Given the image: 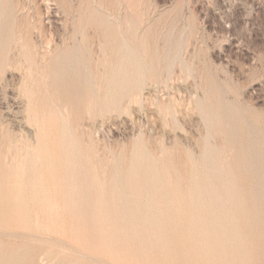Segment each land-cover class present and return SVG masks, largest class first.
I'll list each match as a JSON object with an SVG mask.
<instances>
[{"label":"rangeland","instance_id":"374dc122","mask_svg":"<svg viewBox=\"0 0 264 264\" xmlns=\"http://www.w3.org/2000/svg\"><path fill=\"white\" fill-rule=\"evenodd\" d=\"M38 148L57 193L17 171ZM0 239V264H264V0H0Z\"/></svg>","mask_w":264,"mask_h":264},{"label":"bare ground","instance_id":"6f19581e","mask_svg":"<svg viewBox=\"0 0 264 264\" xmlns=\"http://www.w3.org/2000/svg\"><path fill=\"white\" fill-rule=\"evenodd\" d=\"M64 62V61H63ZM61 72V71H60ZM128 73H129V71H128ZM84 77V76H83ZM129 81V80H128ZM87 83V82H86ZM26 88V87H25ZM27 89V88H26ZM59 95V94H58ZM57 97V96H56ZM61 97V96H60ZM58 99V98H57ZM35 100V99H34ZM37 100V99H36ZM60 102V101H59ZM63 104V103H62ZM64 105V104H63ZM66 107V106H65ZM65 109V108H64ZM46 110V109H45ZM61 110V109H60ZM40 112V111H39ZM65 113V112H64ZM71 114V113H70ZM63 115V114H62ZM89 115V114H88ZM39 116V115H38ZM64 116V115H63ZM68 116V115H67ZM66 116V117H67ZM73 119V118H72ZM69 120V119H68ZM41 123V122H40ZM63 123V122H62ZM80 141V140H79ZM24 142H25V140H24ZM34 142H35V140H34ZM80 144H82V143H80ZM26 145V144H25ZM17 148V147H16ZM32 148V147H31ZM27 150H28V148H27ZM13 151H14V149H13ZM16 151V150H15ZM34 151V150H33ZM19 152V151H18ZM17 153V152H16ZM20 153V152H19ZM18 153V156L20 155ZM27 153V152H26ZM25 153V154H26ZM13 154V153H12ZM28 155H26L27 157L26 158H24L23 160H21V158H20V156L18 157L17 156V154H16V156H17V161H18V159H20V161H18L19 163H18V168H17V171H18V169L19 170H23L26 166H29V167H33L34 169H35V172H34V176L31 178V181L30 182H32V185H38V187L40 188V192L38 191V194H41V193H43L44 191H47V190H50V191H52V192H54V193H57V191H59L60 189H61V177H60V173L59 172H57V171H55L54 169H53V167L50 165V156L43 150V149H41V148H38L37 150H35L33 153H30V155H32V157H30L29 156V153H27ZM15 155V154H14ZM15 156V157H16ZM67 157V156H66ZM130 158V157H129ZM225 158V157H224ZM9 159L11 160V158L9 157ZM16 160V159H15ZM7 161V160H6ZM16 162V161H15ZM8 163H9V161H8ZM8 166V165H7ZM86 166V165H85ZM146 166V165H145ZM11 167H12V165H11ZM62 167V166H61ZM197 168V167H196ZM30 169V168H29ZM87 169V168H86ZM66 170V169H65ZM159 170V169H158ZM13 171V170H12ZM76 171V170H75ZM118 171V170H117ZM85 172H86V170H85ZM90 172V171H89ZM19 173H20V171H19ZM28 173V172H27ZM66 173V172H65ZM65 175H67V174H65ZM87 177V176H86ZM126 177V176H125ZM120 179V178H119ZM20 180H21V178H20ZM127 180V179H126ZM17 181V180H16ZM19 181V180H18ZM66 182V181H65ZM80 182V181H79ZM189 183V182H188ZM71 185V184H70ZM14 186H16V185H14ZM67 186V185H66ZM78 186V185H77ZM89 186V185H88ZM90 187V186H89ZM63 188H64V186H63ZM226 188V187H225ZM32 189H33V187H32ZM6 190V189H5ZM16 190V189H15ZM65 190H67V191H65V192H68V189H65ZM122 190V189H121ZM84 191V190H83ZM125 191V190H124ZM24 192V191H23ZM27 192V191H26ZM31 192H33V191H31ZM64 192V191H63ZM70 192H73V190H71ZM21 193V192H20ZM59 193H61V192H59ZM171 193V192H170ZM6 194V193H5ZM25 194V193H24ZM47 194V193H46ZM51 194V193H50ZM79 194V193H78ZM149 194V193H148ZM29 195V194H28ZM48 195V194H47ZM56 195V194H55ZM77 195V194H76ZM23 196V195H22ZM67 196V195H66ZM70 196V195H69ZM72 196V195H71ZM70 196V197H71ZM244 196V195H243ZM27 197V196H26ZM29 197V196H28ZM73 197V196H72ZM18 198V197H17ZM30 198V197H29ZM33 198V197H32ZM38 198V197H37ZM40 198V197H39ZM45 199V198H44ZM55 199V198H54ZM87 199V198H86ZM145 199V198H144ZM13 200V199H12ZM23 200V199H22ZM29 200V199H28ZM48 200V199H47ZM51 201L50 202H52V200L53 199H50ZM59 200V199H58ZM71 200H72V198H71ZM231 200V199H230ZM16 201V200H15ZM25 201H26V199H25ZM76 201V200H75ZM88 201V200H87ZM226 201V200H225ZM29 202H31V200H29ZM38 203H40L39 202V200L37 201ZM53 202H54V205H53V209H51V210H54V209H56L55 211H57L58 212V210L57 209H59V207H61V204H60V206H59V203L55 200H53ZM69 202H72V201H69ZM151 202V201H150ZM7 203V202H6ZM13 203V202H12ZM22 203V202H21ZM43 203V202H42ZM48 203H49V200H48ZM249 203V202H248ZM33 204V203H32ZM32 204L30 205L32 208H33V206H32ZM34 204H37L36 203V201H35V203ZM51 204H53V203H51ZM23 205V204H22ZM21 205V206H22ZM26 205V204H25ZM29 205V204H28ZM43 205H45V204H43ZM50 205V204H49ZM70 205H71V203H70ZM30 206H29V208H30ZM38 206H39V204H38ZM38 206L36 207L37 209H36V212H35V208H34V210L32 211L33 213H36V216L38 215V217H36V220L38 221V219H40V220H42L43 219V217H42V213H41V211L43 212V210L42 209H38ZM42 206V205H41ZM52 206V205H51ZM94 206V205H93ZM23 207V206H22ZM40 207V206H39ZM49 207V206H48ZM74 208H75V206H73ZM107 207V206H106ZM21 208V207H20ZM42 208H43V206H42ZM70 208V207H69ZM92 208V207H91ZM94 208H95V206H94ZM104 208V207H103ZM102 208V209H103ZM46 209H48L47 207H46V205L44 206V211L46 210ZM64 209H66V208H64ZM71 209V208H70ZM37 210H41L40 211V216L42 217H39V214H38V212L39 211H37ZM105 210H106V208H105ZM47 211V210H46ZM54 211V212H55ZM70 211V210H69ZM235 211V210H234ZM49 211H47V212H44V213H48ZM51 212V211H50ZM60 212H63V210H62V208H61V211L59 210V213ZM120 212V211H119ZM56 213V212H55ZM73 213V212H72ZM106 213V212H105ZM28 214H30V212L28 213ZM46 214H44L45 216H46ZM63 214H64V212H63ZM67 214V213H66ZM70 214V213H69ZM248 214V213H247ZM23 215V214H22ZM34 215V214H33ZM32 214H31V216L30 217H32L33 216ZM50 215V214H49ZM105 215V214H104ZM44 216V217H45ZM48 216V215H47ZM54 216V215H53ZM60 216V215H59ZM106 216V215H105ZM48 217H50V216H48ZM48 217H46V219H44V221H45V223H43V222H39L40 224V226L39 225H37L38 226V228H40L41 227V229H43V226H42V223L46 226V222H47V224H48V220H47V218ZM57 217V216H56ZM67 217V216H66ZM186 217V216H185ZM235 217V216H234ZM64 218H65V216H64ZM63 218V219H64ZM76 218V217H75ZM156 218V217H155ZM57 219V218H56ZM62 218L60 217V219H58V220H61ZM103 219V218H102ZM206 219V218H205ZM29 220V219H28ZM32 219H30V221H31ZM35 222H36V220L35 219H33ZM47 220V221H46ZM53 220H55V218H53ZM103 220H105V219H103ZM133 220V219H132ZM238 220V219H237ZM43 221V220H42ZM52 221V220H51ZM101 221V220H100ZM141 221V220H140ZM35 222H33L34 223V226H36V223ZM54 222V225H55V221H52V223ZM86 223V222H85ZM94 223H95V221H94ZM50 224H51V222H50ZM57 224V223H56ZM64 224V220H63V223H62V225ZM75 224H76V221H75ZM30 225L32 226V224L30 223ZM92 225V224H91ZM33 226V227H34ZM48 226V225H47ZM56 226V225H55ZM57 226H60V224L58 223L57 224ZM97 226V225H96ZM203 226V225H202ZM62 227H64V226H62ZM36 228V227H35ZM59 228V227H58ZM37 229V228H36ZM46 229L48 230V231H46L45 230V228H44V233H45V231L47 232V233H49V231H50V229L51 228H49V227H46ZM56 228L54 227V229H53V231H56L57 230V232H58V230H59V232H60V229H56ZM253 229V228H252ZM31 230V229H30ZM42 231V230H41ZM61 231H63L64 232V230H61ZM102 231V230H101ZM38 232H39V230H38ZM52 232V229H51V231H50V234L51 235H53V234H57L56 232H53V233H51ZM239 232V231H238ZM68 233V232H67ZM67 233H65V234H67ZM205 234V233H204ZM246 234H248V233H246ZM58 235V234H57ZM62 235V234H61ZM17 236V235H16ZM65 236V235H64ZM67 236H68V234H67ZM48 237V236H47ZM205 237H206V235H205ZM255 238V237H254ZM188 239V238H187ZM1 240V239H0ZM243 240V239H242ZM21 243V242H20ZM209 243V242H208ZM243 244V243H242ZM246 244H247V242H246ZM264 244V243H263ZM219 247V246H218ZM196 248V247H195ZM204 248H205V245H204ZM209 248H211V247H209ZM147 249V248H146ZM206 249V248H205ZM223 249V248H222ZM225 249V248H224ZM223 249V250H224ZM207 250V249H206ZM220 250V249H219ZM248 251V250H247ZM189 252V251H188ZM224 251H222V253H223ZM198 253V252H197ZM204 253V252H203ZM205 253H206V251H205ZM257 254V253H256ZM177 255V254H176ZM214 255V254H213ZM220 255V254H219ZM196 256V255H195ZM211 256V255H210ZM185 257V256H184ZM192 257V256H191ZM200 257V256H199ZM223 257V256H222ZM42 258V257H41ZM56 258V257H55ZM216 258H218V257H216ZM219 258H221V257H219ZM226 258V257H225ZM207 259V258H206ZM53 260H55V259H53ZM57 261V260H56ZM56 261H54V262H56ZM217 261V260H216ZM210 262V261H209ZM229 262V261H228ZM249 262V261H248ZM261 262V261H260ZM57 263V262H56ZM55 263V264H56ZM61 263V262H60ZM244 263V262H243ZM43 264V263H42ZM52 264V263H51ZM58 264V263H57ZM221 264V263H220ZM259 264V263H258Z\"/></svg>","mask_w":264,"mask_h":264}]
</instances>
